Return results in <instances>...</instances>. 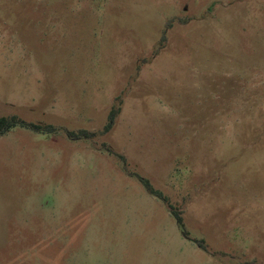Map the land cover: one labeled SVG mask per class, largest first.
I'll return each mask as SVG.
<instances>
[{"label":"rangeland","instance_id":"obj_1","mask_svg":"<svg viewBox=\"0 0 264 264\" xmlns=\"http://www.w3.org/2000/svg\"><path fill=\"white\" fill-rule=\"evenodd\" d=\"M0 114V264H264V0H0Z\"/></svg>","mask_w":264,"mask_h":264},{"label":"trees","instance_id":"obj_2","mask_svg":"<svg viewBox=\"0 0 264 264\" xmlns=\"http://www.w3.org/2000/svg\"><path fill=\"white\" fill-rule=\"evenodd\" d=\"M173 23H174V21H170V23L168 24L169 27H171ZM167 39H168L167 35L165 34L163 36L161 42H160V49L165 47V43L167 42ZM158 52H156V54H158ZM118 100L122 101L121 99H118ZM121 110H122V105H120L119 107H116V106L113 107L112 111L110 112L109 124L106 126L105 130L103 131V134H107L108 132H110L113 129V127L115 125L116 118L121 113ZM16 127L26 128V129H30V130H33L36 132H45V131L46 132H53V131H56V129L52 125L27 124L26 122L21 120L16 115L3 116L0 114V136L6 135L7 133H9V131L11 129L16 128ZM68 134L70 137H73V138H81V137L94 138V137H96V133H90L88 131H83V130L79 131L78 133L77 132H69ZM122 159L125 161L124 157H122ZM140 179L151 195L160 198L161 200H163L168 205L171 213L176 218L178 225L181 228H184V218L182 216V213L178 209H176L160 191L156 190L148 179H145V178H140Z\"/></svg>","mask_w":264,"mask_h":264}]
</instances>
